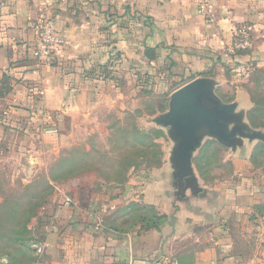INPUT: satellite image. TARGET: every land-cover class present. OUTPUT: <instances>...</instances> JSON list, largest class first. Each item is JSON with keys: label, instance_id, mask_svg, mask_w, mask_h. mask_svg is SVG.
<instances>
[{"label": "crops", "instance_id": "crops-1", "mask_svg": "<svg viewBox=\"0 0 264 264\" xmlns=\"http://www.w3.org/2000/svg\"><path fill=\"white\" fill-rule=\"evenodd\" d=\"M41 17L69 41L42 59L32 25ZM239 24L253 45L230 54ZM115 52L116 80L98 78L94 66ZM161 64L163 113L176 89L204 79L221 103H235L246 132L253 102L244 82L264 68V0H0V161L59 145L91 121L88 110L107 91L140 90L136 73ZM235 66L248 70L237 78ZM203 135L188 176L178 175L169 136V186L163 176V186H127L111 200L85 187L54 192L39 214L31 264H264V140L236 134L225 145L228 180L206 189L193 169ZM132 204L142 211L136 220Z\"/></svg>", "mask_w": 264, "mask_h": 264}, {"label": "rangeland", "instance_id": "rangeland-1", "mask_svg": "<svg viewBox=\"0 0 264 264\" xmlns=\"http://www.w3.org/2000/svg\"><path fill=\"white\" fill-rule=\"evenodd\" d=\"M127 86L118 93L107 91L88 110L91 121L69 131L60 147L49 145L22 159L0 161V264L32 263L39 214L58 190L85 187L89 195L111 200L127 186L132 191L156 181L163 186V176L169 186L172 141L168 128L156 122L167 105L163 88L153 84L133 92ZM244 86L253 102L247 132L264 135V68L253 71ZM207 138L204 134L193 169L199 184L209 189L227 181L232 166L228 147ZM131 212L134 220L142 215L137 204Z\"/></svg>", "mask_w": 264, "mask_h": 264}, {"label": "water", "instance_id": "water-1", "mask_svg": "<svg viewBox=\"0 0 264 264\" xmlns=\"http://www.w3.org/2000/svg\"><path fill=\"white\" fill-rule=\"evenodd\" d=\"M235 103L223 104L212 93L211 83L193 79L176 89L169 99V109L157 123L168 127L169 136L177 143L172 160L179 176L192 174L191 152L204 133L215 136L224 145H234L236 134L264 140L260 132H245L240 116L234 113ZM235 122L229 129V124Z\"/></svg>", "mask_w": 264, "mask_h": 264}, {"label": "built area", "instance_id": "built-area-1", "mask_svg": "<svg viewBox=\"0 0 264 264\" xmlns=\"http://www.w3.org/2000/svg\"><path fill=\"white\" fill-rule=\"evenodd\" d=\"M32 25L37 31L38 45L35 55L38 58L50 57L69 44V41L60 35L44 17L39 18ZM252 45L253 39L250 34V27L239 24L232 29L231 42L227 51L230 54H236L249 50ZM247 70L248 67L246 66H235V76L240 78Z\"/></svg>", "mask_w": 264, "mask_h": 264}, {"label": "trees", "instance_id": "trees-1", "mask_svg": "<svg viewBox=\"0 0 264 264\" xmlns=\"http://www.w3.org/2000/svg\"><path fill=\"white\" fill-rule=\"evenodd\" d=\"M121 60L122 55L118 52L109 54V57L104 64L94 66L93 73L96 74L100 79L115 81L116 77L114 73L117 64L120 63ZM136 74V84L139 88L144 89L145 86H147L148 89H152L153 84H157V87L160 86L163 88V64L154 65L147 72ZM172 87L173 85L171 86V88ZM161 92L163 93V89L161 90Z\"/></svg>", "mask_w": 264, "mask_h": 264}]
</instances>
